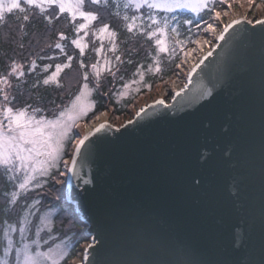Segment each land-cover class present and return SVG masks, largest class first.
<instances>
[{
	"label": "water",
	"instance_id": "water-1",
	"mask_svg": "<svg viewBox=\"0 0 264 264\" xmlns=\"http://www.w3.org/2000/svg\"><path fill=\"white\" fill-rule=\"evenodd\" d=\"M237 19L170 102L95 124L65 199L85 264H264V18Z\"/></svg>",
	"mask_w": 264,
	"mask_h": 264
},
{
	"label": "snow or ice",
	"instance_id": "snow-or-ice-1",
	"mask_svg": "<svg viewBox=\"0 0 264 264\" xmlns=\"http://www.w3.org/2000/svg\"><path fill=\"white\" fill-rule=\"evenodd\" d=\"M225 4L229 9L232 7L229 0H0V22L5 21L6 14H23L19 17L23 21L20 29L25 31L34 14L42 17L50 29L55 22L65 18L74 34L69 41L66 33L59 31L54 44L48 45L49 52L38 58L13 59L6 70L0 72V179L10 185V189L0 197L5 201L4 208L0 210V215L4 217L0 220V264H64L73 247L66 235H55V220L63 211L60 201L68 199L65 188L71 183V178L83 179L81 172L89 162L86 145L91 142L90 138L102 129L111 127L107 123H100L83 134L76 131L81 127L88 128V123L82 125L81 121L94 109V103L90 100L93 91L90 77L98 85L102 73L109 72L115 76L114 63H124L121 54H117L120 33L107 21V17L117 18L125 32L143 37L154 47V70L159 72L160 54H172L166 39L169 34L177 37L174 43L187 57L189 51L184 48V42L178 39L181 27L189 26V32L192 27L203 33L217 32L220 25L211 21L219 22L222 16L228 14L221 10ZM205 15L208 20H204ZM240 22L233 19L224 24L216 39H223L224 33ZM96 40L100 42L99 46L92 51L97 59L88 65L84 61L86 49L90 41L94 43ZM65 41L78 50L80 59L77 62L79 68L84 70L83 84L78 93L65 106L58 105L50 114L41 106H17V84L26 82L27 77L37 71L43 74V78L42 81L36 79L34 88L41 82L45 86H61V73L71 67L75 59L66 51ZM209 42L199 35L190 40V43L201 46ZM20 47L23 48V44ZM60 56L64 60L53 63ZM38 60L47 63L41 65ZM53 67L54 70L50 71ZM195 67L189 71V76ZM147 71H153V67L150 65ZM134 75L143 81V65L137 67ZM136 83L138 81L132 80L123 86L128 88ZM146 87L151 89L152 85ZM182 91L180 89L176 95ZM209 91L205 89L206 93ZM156 104L164 105V100H157ZM143 111L141 109L136 115L140 116ZM101 115L107 113L96 115L94 119L100 120ZM72 137H75V142L72 150L67 152L66 142ZM53 170L56 175L52 174ZM194 183L199 184V179L194 178ZM57 184L64 188L56 189ZM13 211L16 212L14 218L11 216ZM92 239L95 241V237ZM93 247L94 243H89L84 249L80 264H85L89 249Z\"/></svg>",
	"mask_w": 264,
	"mask_h": 264
},
{
	"label": "trees",
	"instance_id": "trees-1",
	"mask_svg": "<svg viewBox=\"0 0 264 264\" xmlns=\"http://www.w3.org/2000/svg\"><path fill=\"white\" fill-rule=\"evenodd\" d=\"M259 1L264 4V0H255V2ZM22 15L23 14L19 13L12 15L6 14L5 21L0 22V72H4L7 65H9L13 59L21 61L29 56L38 58L40 55L49 52L48 45L54 44L59 31L65 32L69 37V41L73 38L74 34L72 32L71 26L68 24L65 18H61L59 21L55 22V24L50 29L46 22L38 14L32 15L30 22L25 27V31H21L20 25L23 23V21L19 17ZM207 19L208 16L205 15L204 20ZM107 21L110 22L111 25L120 33L118 52L121 54L122 60L124 61V63L118 65L120 67L118 71L116 68V71L119 74L116 77L115 82L124 81L121 78L126 77L132 80L136 76L134 73L136 72V69L139 65H143V69L147 74L145 80H150V82L154 81V84L157 82L162 83L165 78L173 76V70L175 69L178 62L177 59H175L173 62L167 63L166 66L162 67L163 69L158 74L160 77L159 80H155L156 76L152 75V71H147L150 65L152 67L155 66L152 59L153 55H155L154 47L149 42H146L143 37L131 35L125 32L121 26V22L117 18L107 17ZM188 27L189 26L181 27V30L184 34L190 33L188 31ZM64 43L66 44V51L68 54L74 55L75 59L73 60L71 67L65 69V71L62 72L59 78L61 86L57 87L55 84L45 86L41 82L38 87L34 88L33 83L36 81V79L40 78L42 81L43 78V74L37 71L35 74L29 75L26 82L20 81L17 84V90L15 92V103L17 106L32 104L33 106H41L46 111H49L62 101H66L69 98V94H74L75 89L80 82V76H82L83 70L79 68L77 62L80 59L78 50H74V46H71L67 41ZM21 44H23V48L20 47ZM56 51L58 52V50ZM85 59H87L86 56L84 57V61ZM63 60L64 57L60 56L59 60L54 61L53 63L62 62ZM129 60L132 62L128 63ZM38 63L42 65L43 63H47V61L38 60ZM109 78L110 77L108 76L105 84L101 83L100 87H95L93 94L95 108L93 111H91V114L88 115L87 122L92 120L99 113L107 110H111V113L115 114L114 116L116 119L120 121L119 119L131 114V107H134V105L137 103L134 100L135 96L126 100H122V102H114L110 92V88L113 86L112 83L114 84V82H110L111 79ZM119 123L120 122H116V124ZM74 140L75 137L69 139V143L67 145L68 148L72 145ZM59 186L60 185L57 184L55 185V188L58 189ZM9 189L10 185L6 184L2 179H0V197H2L4 192L8 191ZM45 202L47 203V200H45ZM64 205L65 204L61 200L60 207H62L63 210L66 209ZM4 206L5 201L0 199V210H2ZM15 215L16 212L13 211L11 216L14 218ZM3 219L4 217L0 215V220ZM73 239L74 247L70 255H68L66 258L64 264H68V262L76 257L77 252L83 247L85 242L82 232L75 235Z\"/></svg>",
	"mask_w": 264,
	"mask_h": 264
},
{
	"label": "rangeland",
	"instance_id": "rangeland-1",
	"mask_svg": "<svg viewBox=\"0 0 264 264\" xmlns=\"http://www.w3.org/2000/svg\"><path fill=\"white\" fill-rule=\"evenodd\" d=\"M233 7L234 8L232 11H230L228 9L225 10L224 8L221 9L223 11H227L228 14L226 16H222L221 21H219V22L212 21V23H218L220 25L222 22L228 21L229 19L237 17V16L238 17L239 16H246L249 19H256V18L264 16V4L260 1L256 5H253V6H251V5L245 6L243 4L237 3L236 5L234 4ZM225 8H227V7H225ZM191 33L189 35L184 34L183 31L180 30V36L178 37V39H180L184 42V48L186 50H188L189 53L191 51H193L195 46L197 45L194 43H190V40L195 39L196 36H198V35L202 39H207L208 41L215 42V37H216L215 33H203L202 31H198L197 29L195 30L193 28H191ZM85 39H89V38H85ZM166 39L168 42L169 50L172 54H170V55L169 54H160V56H159L160 71L156 72L154 70L155 66H153L152 75L156 76L155 80H159L160 77L158 76V74L163 69L162 67L166 66L167 63L173 62L175 59H177L178 62H177L175 69L173 70V78L171 80H169L167 82L163 81L162 84H156V83L154 84V81L150 82V80H148L149 81L148 82L147 80H145L147 74L143 69V71H144L143 81H140V77L138 75H136L132 80H136V81H138V83L130 84V87L124 88L123 85L125 83L132 81V80H130L128 77H126V78H121L124 81L115 82L116 77L119 74V73H117L116 68H118V69L120 68L115 63L113 65V71H116L115 76H113L109 72L102 73L98 85L96 84L95 80H93L90 77V88L93 89L92 94L90 96V100L94 103V108H95V102L93 99V94H94L95 87H100L101 83L105 84L108 76L110 77L109 79H111L110 82H114V84L112 83L113 86L110 88V92L112 94V98H113L114 102H116V103L122 102V100H126V99H129L130 97L136 96V99H137L136 102L137 103L134 105V107H131V110H130L131 114L125 116L122 119H119L120 121H118V119H116V117L114 116L115 114H112L111 110H107L106 111L107 112V116H106L107 121H109L111 123H115V124H116V122H120L119 124H121V122L123 123L125 120L131 119L137 113V111L140 108H142V106H145L148 103L154 101L157 97H162L163 99L168 101L172 95L171 93L179 85H182L186 81V76H187V72H188V70L185 67V65H186L185 58L186 57L184 56L183 52L180 51V47L178 45H175V43H174V41H175V39H177V37H174V39H173L172 35L169 34V36ZM99 43L100 42L98 40H96L94 43H91V41L89 42V48L86 49V55H85L87 57V59H85L86 64L90 65L91 63H94L96 61L97 57H96V54L92 51V49L94 47H98ZM105 43H107V42H105ZM173 49H174V52L172 51ZM117 54H119V52ZM108 55L111 56V53H108ZM101 63H102V60H101ZM63 71H65V69ZM82 84H83V78H82V76H80V82H79L77 88L75 89L74 94H69V98L66 101H62L60 104H57L54 108L50 109L47 112L50 114L51 111L53 109H56L58 105L59 106H65L70 101V99H72L74 97V95L78 93ZM148 84L152 85V87H151L152 90H150L146 87V85H148ZM137 89H139V91H137ZM143 90H148V92H140ZM91 111H93V110H91ZM91 111L89 112V114H91ZM87 118H88V116L85 118V120H87ZM94 120L95 119L88 122V125L91 122H93ZM83 121H81V122H83ZM84 130H85V128L81 127L80 129H78L76 131H79L81 134H83ZM74 142H75V140L73 141L72 145L69 148L67 146L69 143V140L66 142V151L67 152H70L72 150ZM62 170H63V167L61 166V171ZM52 174L55 175L57 173L55 172V170H53ZM61 188H64V186L60 185L58 187V189H61ZM62 202L65 204L64 206L66 207V209L63 210L61 212L60 216L57 217V219L55 220V235H57L59 237H64L66 235L67 239L70 241L71 245H73V247H74L73 237L77 234H80L81 232L83 233L84 227L81 226L79 224V222L73 216L72 207L69 206L65 200H62ZM86 244H87V241H85L83 244V247L81 249H79L76 257L73 258V261L71 264H75V262L79 261V259L82 256V250ZM73 247L71 248V251H72ZM71 251H70V253H71ZM70 253H69V255H70Z\"/></svg>",
	"mask_w": 264,
	"mask_h": 264
},
{
	"label": "bare ground",
	"instance_id": "bare-ground-1",
	"mask_svg": "<svg viewBox=\"0 0 264 264\" xmlns=\"http://www.w3.org/2000/svg\"><path fill=\"white\" fill-rule=\"evenodd\" d=\"M230 21V20H229ZM229 21H226V22H222L220 24V28L223 27L224 24H227L229 23ZM252 21V20H251ZM220 28L217 29V32H215V35L217 36V34L219 33L220 31ZM216 42H209L207 44H203L202 46L201 45H196L194 50L191 51L189 53V55L185 58V67L187 70H189L191 67H193L195 64H197V62L199 61V59L208 51H211V48H212V45H214ZM182 87V85H179L177 88H180ZM107 120L106 116L105 115H101L100 117V120H94L93 122H91L89 125H88V128H92L97 122H100V121H105Z\"/></svg>",
	"mask_w": 264,
	"mask_h": 264
}]
</instances>
